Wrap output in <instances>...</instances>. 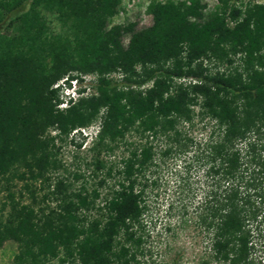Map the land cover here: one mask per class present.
I'll use <instances>...</instances> for the list:
<instances>
[{
  "label": "trees",
  "instance_id": "1",
  "mask_svg": "<svg viewBox=\"0 0 264 264\" xmlns=\"http://www.w3.org/2000/svg\"><path fill=\"white\" fill-rule=\"evenodd\" d=\"M23 1L0 0V22L10 26L0 31V242L16 243L12 264H138L146 191L161 183L177 195L165 205L175 218L165 234L190 223L208 237L212 264H255L254 250L264 249V2L216 0L204 13L200 0H150V26L133 31L110 24L120 0H28L8 15ZM230 56L239 64L209 70ZM117 72L119 85L108 77ZM69 80L78 87L60 107ZM194 119L209 126L202 147L187 134ZM96 121L83 166L98 178L87 188L58 152L65 140L78 149L74 133ZM119 142L125 157H99ZM191 148L199 153L187 156ZM193 161L202 191L189 206Z\"/></svg>",
  "mask_w": 264,
  "mask_h": 264
},
{
  "label": "rangeland",
  "instance_id": "2",
  "mask_svg": "<svg viewBox=\"0 0 264 264\" xmlns=\"http://www.w3.org/2000/svg\"><path fill=\"white\" fill-rule=\"evenodd\" d=\"M149 1L150 0H120L119 11H117V13L112 16L110 24H119L125 26L128 23H132L131 29L133 31H138L142 28L149 27L152 22L151 14L146 9ZM200 1L204 3V13L213 11L218 5L216 0ZM243 1L264 2V0H241V2ZM229 2H234L235 4H237L238 0H229ZM27 4L28 0H24L18 7L10 11L8 15L12 16L26 9ZM53 27L55 28L56 25L53 24ZM9 30L10 26H7L5 20L1 21L0 31L6 33ZM129 34L130 33L128 31L122 32L121 43L123 46L126 45ZM236 57L237 56H230V59L232 60L231 63L222 62L212 66L210 65L209 70L214 71L215 69H217L220 71L231 68L235 64H239V62L236 60ZM108 77H110L115 84L119 85L121 83L119 72L110 73L108 74ZM82 78L83 79L81 84L87 86L85 93L93 92L94 75L85 74ZM58 84H61V82L58 81ZM148 84L149 83L143 85L142 87H145ZM60 87L61 88L59 89V93L60 97L62 96L63 102L59 106L63 107L65 103L64 100L72 95L71 90L65 88L66 85L61 84ZM97 122L98 121L92 123L86 128L80 129L79 134L74 133V141L80 143V147L78 149H75L72 144L68 142V140H65V142L61 143V145L59 146L58 152V156L60 157L63 164L67 166L68 170H77L84 173V177L86 178L85 180L87 181L85 186L87 188H91L94 181H96V179L98 178V176L96 178L87 177L89 168H85L83 166V162L91 159L93 155L92 151L88 150V148L91 145L92 139H94L97 129ZM208 131L209 126L202 128L201 123H196V120L194 119L192 122V126H190L189 130L187 131V134L193 136L194 139L200 143L199 146L202 147L203 141L205 140ZM123 139L133 141L134 143L143 142V139L139 140L137 139V136L133 134L129 136L128 132L125 133ZM163 140V138L158 136L152 139V143L154 146L157 145L160 147V145L164 142ZM126 147L127 146H124V144L119 142L117 144V147L114 148L109 154L106 155L105 153H101L99 157L110 162L118 161L120 158H123L127 155L128 152L126 150ZM199 150H197L196 148H191V150L187 153V156L192 153L198 154ZM261 153H263L264 155V151ZM189 159L191 158L189 157ZM201 167L202 166H199L198 163H194L193 161L191 167L188 170L190 176L189 182H191L190 186L192 187V192L189 194V197L186 196L184 197V199L187 200L186 203H189V206L193 205L198 197H200V192L202 191L199 186V184L202 183L203 179ZM158 169H160V167ZM158 173L161 178L166 177L167 180H171V178H169V175L163 172L162 168L158 171ZM152 175H155V173L151 174L150 176ZM115 179H117V176H114L111 179H106V185H108V187H106L105 185V187L103 186L98 188L100 191V195L107 192V189L114 184ZM18 184L19 183L17 182L16 185ZM80 184L81 179H78L73 182L72 187L77 188ZM169 185L172 184L161 183L156 188H153L152 190L148 189L146 191V199L150 208L149 213L145 215L144 219L146 220V227L149 229V234L146 238L142 255L137 256L139 261L138 264H202L203 261H207L208 264L214 263L212 260H209L207 258V255L209 253L207 243L208 237L204 236L203 232H198V229L193 227L190 223H187L189 225L184 229H175L174 236H171L169 234L170 232L166 234L163 232L162 226L167 222L173 224L175 219L174 217H166L164 212L166 203L174 196H177L175 195L176 193L173 192L172 186ZM2 195L3 192L0 191V201L2 200ZM189 217H194V215L190 214ZM15 251L16 243L14 242V240H12L11 238L3 239L0 242V264H12V256L14 255ZM254 254L256 260L255 264H264V249L262 252L259 249H255ZM42 264H57V259L52 258L44 261Z\"/></svg>",
  "mask_w": 264,
  "mask_h": 264
},
{
  "label": "clouds",
  "instance_id": "3",
  "mask_svg": "<svg viewBox=\"0 0 264 264\" xmlns=\"http://www.w3.org/2000/svg\"><path fill=\"white\" fill-rule=\"evenodd\" d=\"M68 82H69V86H66L65 88L66 89L67 88L70 89L71 90V95H74V90L78 87V84L74 80H69Z\"/></svg>",
  "mask_w": 264,
  "mask_h": 264
}]
</instances>
